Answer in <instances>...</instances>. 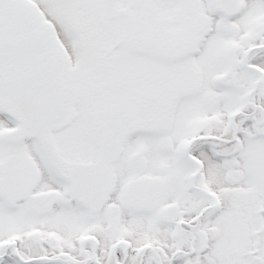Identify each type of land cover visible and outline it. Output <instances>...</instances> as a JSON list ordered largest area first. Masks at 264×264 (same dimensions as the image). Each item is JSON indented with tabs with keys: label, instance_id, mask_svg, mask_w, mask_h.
<instances>
[{
	"label": "snow or ice",
	"instance_id": "6c2138e0",
	"mask_svg": "<svg viewBox=\"0 0 264 264\" xmlns=\"http://www.w3.org/2000/svg\"><path fill=\"white\" fill-rule=\"evenodd\" d=\"M0 264H264V0H0Z\"/></svg>",
	"mask_w": 264,
	"mask_h": 264
}]
</instances>
